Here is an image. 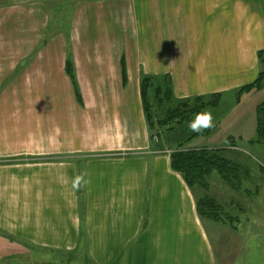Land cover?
Returning a JSON list of instances; mask_svg holds the SVG:
<instances>
[{
  "label": "crops",
  "instance_id": "1",
  "mask_svg": "<svg viewBox=\"0 0 264 264\" xmlns=\"http://www.w3.org/2000/svg\"><path fill=\"white\" fill-rule=\"evenodd\" d=\"M263 7L0 0V264H218L140 83L168 77L178 100L251 84Z\"/></svg>",
  "mask_w": 264,
  "mask_h": 264
},
{
  "label": "rangeland",
  "instance_id": "2",
  "mask_svg": "<svg viewBox=\"0 0 264 264\" xmlns=\"http://www.w3.org/2000/svg\"><path fill=\"white\" fill-rule=\"evenodd\" d=\"M262 3L264 5V0ZM69 6L66 11H70ZM262 11L264 14V7ZM262 52L258 55L260 72L255 81L224 95L218 105L201 110L213 116L215 129L210 134L191 139L194 133L187 127L172 133L164 130L160 139L155 137L154 140L172 149L184 144L191 150H224L222 156L237 166L227 178L223 179L216 172L208 178L207 186H197L193 191L201 202L215 201L218 206L216 218L220 216L221 221L202 217L218 264H264V139L257 131V110L264 104V78L258 88L241 92L264 74ZM218 95L206 101L211 102Z\"/></svg>",
  "mask_w": 264,
  "mask_h": 264
},
{
  "label": "trees",
  "instance_id": "3",
  "mask_svg": "<svg viewBox=\"0 0 264 264\" xmlns=\"http://www.w3.org/2000/svg\"><path fill=\"white\" fill-rule=\"evenodd\" d=\"M68 70L69 73L73 74L70 63L68 65ZM263 78L264 74H260L256 83L246 86L241 92L258 88V83H260ZM140 84H142L141 88L145 115L153 141L155 137L160 139V133L164 130L172 133L181 128H187L188 121L194 118V114L200 113L205 106L213 107L218 105L221 100L220 96H214L213 98L216 99L211 102H207L206 99L201 97L191 100H177L174 96L171 80L168 77L164 78L162 82H159V79L147 76L143 77L142 83ZM172 103L176 104L172 105ZM155 104H158V106ZM159 111L161 113H159ZM257 116L258 135L264 139V104L258 107ZM214 129L215 125L199 134L194 133L190 138L194 139L205 134H210ZM183 145L184 144H180L173 149L171 153V165L176 172L183 176L192 192L197 186H207L208 178L216 172L225 179L230 176L229 174L237 167L231 163L230 160L222 156L224 150H191L185 148ZM197 206L201 217L206 216L217 221L222 220L220 216L216 218L217 211L215 208H218V206L215 201L205 199L201 202V200L197 199Z\"/></svg>",
  "mask_w": 264,
  "mask_h": 264
},
{
  "label": "clouds",
  "instance_id": "4",
  "mask_svg": "<svg viewBox=\"0 0 264 264\" xmlns=\"http://www.w3.org/2000/svg\"><path fill=\"white\" fill-rule=\"evenodd\" d=\"M188 129L193 133H201L202 131L214 126L213 116L210 112H200L194 114V118L188 121Z\"/></svg>",
  "mask_w": 264,
  "mask_h": 264
}]
</instances>
